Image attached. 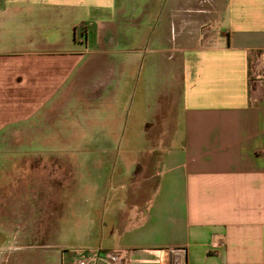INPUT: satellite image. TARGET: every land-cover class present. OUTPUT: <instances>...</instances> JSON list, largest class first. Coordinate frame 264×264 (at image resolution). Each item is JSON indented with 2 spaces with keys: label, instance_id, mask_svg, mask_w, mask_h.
<instances>
[{
  "label": "crops",
  "instance_id": "obj_1",
  "mask_svg": "<svg viewBox=\"0 0 264 264\" xmlns=\"http://www.w3.org/2000/svg\"><path fill=\"white\" fill-rule=\"evenodd\" d=\"M263 54L264 0H0V264H264Z\"/></svg>",
  "mask_w": 264,
  "mask_h": 264
},
{
  "label": "rangeland",
  "instance_id": "obj_2",
  "mask_svg": "<svg viewBox=\"0 0 264 264\" xmlns=\"http://www.w3.org/2000/svg\"><path fill=\"white\" fill-rule=\"evenodd\" d=\"M254 70L256 71L255 68ZM258 70H259L258 74L259 76L261 75L262 78L259 80H256L254 77L255 83H253V87L258 88L257 93L259 97L264 98V75L262 73L264 71V61L262 62L260 61V66ZM255 71L254 73L256 74ZM124 147L128 149L129 148L133 149L134 146H120V148L122 149ZM135 147H136L135 153L138 154L139 152L137 150H143L146 148V151L148 153L150 152V149L157 150L156 152H158V151H161L164 146H159V145H148V146L141 145L140 146L138 145ZM119 159L120 161H123L122 158L119 157ZM121 163L122 165L130 164L128 162H121ZM121 163L119 162L117 165L121 166ZM78 172H80L78 177L77 176L70 177L68 174L69 172L64 173L62 175V178H63L62 182L64 181L63 187L65 188V192L62 194V196L66 201H68V204L70 205V207L68 208V216L66 217V220L68 222L67 226H69L70 224H74V218L72 216H74V212L76 210H78L79 212H85L86 210H88V208L90 209L91 207L95 208L98 204H101L102 201L109 202L113 197L115 199V203H117V195L118 196L121 195V193L118 192V184H117L118 183V177H117L118 173L117 172L116 174H113L112 170H110L108 174L105 173L104 176H97V177H102V178L98 179V182H97L98 187H95V188L91 184V176H90L91 174L90 175L88 174V173H91L89 168L81 169ZM75 182L77 183L76 187H74ZM76 206H79V208H76ZM101 212H102V209L99 210L98 213L101 214ZM76 225L78 227L83 226V221H80L78 223L76 222ZM1 243H2V248L4 249L9 248L11 246L10 242H0V246H1ZM48 243H57V245H60V246L65 245L66 243H69L72 246L77 245L76 240L74 241H71V240L52 241V242H48V241L45 242L44 240L20 241L19 244H22V245L33 244V246H35L36 248L35 250H33L32 248L23 249L21 253L19 252V255L16 254V256L19 258V263L27 264V261L32 258V255L38 252L39 250L38 248L44 247L43 245L48 244ZM30 262H28V264H30Z\"/></svg>",
  "mask_w": 264,
  "mask_h": 264
},
{
  "label": "built area",
  "instance_id": "obj_3",
  "mask_svg": "<svg viewBox=\"0 0 264 264\" xmlns=\"http://www.w3.org/2000/svg\"><path fill=\"white\" fill-rule=\"evenodd\" d=\"M264 58V54H263ZM222 245V242L217 241L214 242L213 247L217 248ZM169 253V252H168ZM186 251L185 250H172L171 251V257H159L157 260V264H180V259L179 256L184 257ZM178 257V259H177ZM98 262H101L103 264H123L122 261L120 260L119 256L114 254V253H103L99 256L93 257V258H88V259H83L80 260L77 264H96Z\"/></svg>",
  "mask_w": 264,
  "mask_h": 264
}]
</instances>
